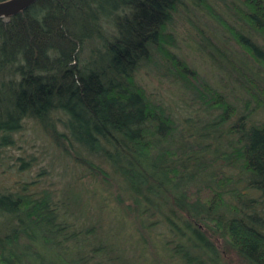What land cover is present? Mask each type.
I'll list each match as a JSON object with an SVG mask.
<instances>
[{"label":"trees","instance_id":"trees-1","mask_svg":"<svg viewBox=\"0 0 264 264\" xmlns=\"http://www.w3.org/2000/svg\"><path fill=\"white\" fill-rule=\"evenodd\" d=\"M180 1L36 0L0 18V147L32 118L95 174L104 170L93 159L105 160L132 204L143 202L135 206L148 218L141 228L155 214L165 221L181 264H220L216 240L242 264H264V120L254 122L245 104L226 125L236 107L166 46L165 27ZM242 2L235 39L264 63L263 46L242 30L264 40V0ZM95 41L102 48L87 52ZM152 47L164 74L220 109L199 129L182 130L135 81ZM239 75L249 99L264 108V84L244 70ZM219 160L236 173H224ZM239 181L244 188L232 186ZM68 206V199L24 184L0 187V264H127L103 243L92 217L84 228L77 215L67 220ZM71 243L84 248L71 252Z\"/></svg>","mask_w":264,"mask_h":264},{"label":"rangeland","instance_id":"rangeland-1","mask_svg":"<svg viewBox=\"0 0 264 264\" xmlns=\"http://www.w3.org/2000/svg\"><path fill=\"white\" fill-rule=\"evenodd\" d=\"M241 9L242 0H181L165 27V33L171 36V42L165 43L166 46L198 77L225 93L236 107L226 125L234 121L245 104L250 105L254 122L264 120V108L257 107L252 98L249 99V85L239 75L244 70L264 84V63L245 51L234 36L235 30H240L243 25L239 15ZM242 30L251 42L264 49V40L260 36L247 28ZM109 33H106V38L112 37ZM92 45L101 47L99 41H95L88 44L85 50L89 52ZM152 48L149 57L139 61L133 73L135 81L153 101L168 109L182 130L199 129L220 109L207 108L180 82L164 74V68L159 65L163 62L161 55ZM217 52H221L222 58ZM12 136V144L0 147L2 189L21 190L24 184L31 191H47L55 199L59 196L63 200L68 199L66 219L72 221L77 215L76 225L84 228L90 225L88 222L92 217L103 243L113 246L116 253L125 255L127 264H181L170 251L172 242L171 236H166L165 221L155 214L150 218L151 224L147 229L141 228V221L148 218L139 216L135 206L143 205V202L135 206L132 204L105 160L93 159L104 170L103 174H95L94 170L80 164L73 156L62 153L51 131L32 118L23 119L20 129ZM217 166L226 174L236 173L224 166L223 161L219 160ZM235 185L244 188L243 181L232 184ZM161 243L169 253L167 257ZM216 244L220 250V264H242L234 251L223 246L221 240H216ZM83 248L73 243L69 247L71 252Z\"/></svg>","mask_w":264,"mask_h":264},{"label":"water","instance_id":"water-1","mask_svg":"<svg viewBox=\"0 0 264 264\" xmlns=\"http://www.w3.org/2000/svg\"><path fill=\"white\" fill-rule=\"evenodd\" d=\"M36 0H0V18L6 19L15 15L27 7H29Z\"/></svg>","mask_w":264,"mask_h":264}]
</instances>
